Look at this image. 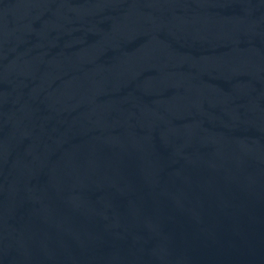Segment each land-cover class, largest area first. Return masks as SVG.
<instances>
[{"label":"water","instance_id":"water-1","mask_svg":"<svg viewBox=\"0 0 264 264\" xmlns=\"http://www.w3.org/2000/svg\"><path fill=\"white\" fill-rule=\"evenodd\" d=\"M0 264H264V0H0Z\"/></svg>","mask_w":264,"mask_h":264}]
</instances>
